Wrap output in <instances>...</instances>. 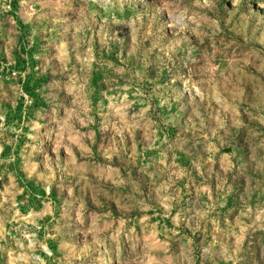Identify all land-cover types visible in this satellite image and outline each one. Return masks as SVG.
I'll use <instances>...</instances> for the list:
<instances>
[{
	"label": "rangeland",
	"instance_id": "1",
	"mask_svg": "<svg viewBox=\"0 0 264 264\" xmlns=\"http://www.w3.org/2000/svg\"><path fill=\"white\" fill-rule=\"evenodd\" d=\"M0 264H264V0H0Z\"/></svg>",
	"mask_w": 264,
	"mask_h": 264
}]
</instances>
